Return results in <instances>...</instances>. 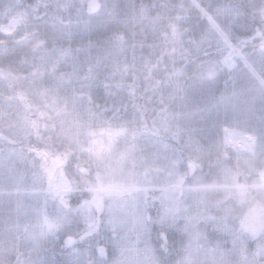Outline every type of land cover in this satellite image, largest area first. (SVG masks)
I'll return each instance as SVG.
<instances>
[{
	"label": "snow or ice",
	"instance_id": "snow-or-ice-1",
	"mask_svg": "<svg viewBox=\"0 0 264 264\" xmlns=\"http://www.w3.org/2000/svg\"><path fill=\"white\" fill-rule=\"evenodd\" d=\"M0 264H264V0H0Z\"/></svg>",
	"mask_w": 264,
	"mask_h": 264
}]
</instances>
